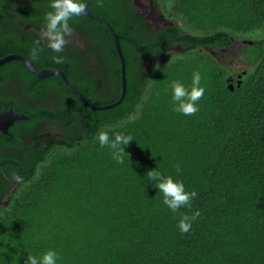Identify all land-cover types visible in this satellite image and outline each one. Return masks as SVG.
<instances>
[{
  "label": "trees",
  "instance_id": "obj_1",
  "mask_svg": "<svg viewBox=\"0 0 264 264\" xmlns=\"http://www.w3.org/2000/svg\"><path fill=\"white\" fill-rule=\"evenodd\" d=\"M131 1L90 4L124 38L126 93L112 108L91 109L57 77L39 79L19 60L0 66V111L27 116L14 121L22 131L13 137L0 130V203L10 196L0 207V264H25L50 249L57 264H264V0H158L175 19L158 31ZM50 3L0 0V58L20 54L38 70H61L94 107L118 101L119 58L93 19L72 18L63 63L47 48L31 59ZM235 43L240 56L231 62L243 71L218 53ZM175 45L184 51L165 59ZM194 72L205 93L199 111L184 116L173 111L171 83L190 89ZM101 131L133 138L123 164L100 147ZM154 169L197 193L191 209L164 205L146 175ZM196 210L200 217L181 233L180 213Z\"/></svg>",
  "mask_w": 264,
  "mask_h": 264
},
{
  "label": "clouds",
  "instance_id": "obj_2",
  "mask_svg": "<svg viewBox=\"0 0 264 264\" xmlns=\"http://www.w3.org/2000/svg\"><path fill=\"white\" fill-rule=\"evenodd\" d=\"M99 6H103L102 0H99ZM50 8L52 11L45 14L44 26L40 30L38 38L34 41L29 55L32 60H36L39 58L40 53L47 48L56 54L52 57L53 62L61 64L64 62V57L60 54L65 51L70 39L75 34L70 21L74 16L84 14L85 5L80 0H51ZM150 63H152V66H150ZM150 63L147 67L148 71L153 67V62ZM200 83L201 75L199 72L193 73L190 89L179 81L171 83L173 111L184 116H194L199 111L197 105L203 99L205 93V89L200 86ZM96 139L101 148L107 147L111 150L112 157L118 164L124 163V157L127 156L124 148L133 141L130 135L117 132L114 133L113 137H110L106 131L99 132ZM175 170L177 174L181 172L179 164L175 165ZM146 175L150 181L154 182V187L162 194L163 203L169 210L177 213L181 208L187 207L191 209V202L197 196L195 191H186L182 182L174 181L171 176H164L156 169L147 172ZM200 215L199 210L193 212L191 216L180 213L178 222L180 232L188 233L192 228V224ZM58 259L57 252L50 249L39 258L33 255L27 256L25 264H57Z\"/></svg>",
  "mask_w": 264,
  "mask_h": 264
},
{
  "label": "water",
  "instance_id": "obj_3",
  "mask_svg": "<svg viewBox=\"0 0 264 264\" xmlns=\"http://www.w3.org/2000/svg\"><path fill=\"white\" fill-rule=\"evenodd\" d=\"M91 2H92V0H89L85 4V12H84V14H82L80 16L88 17V18L93 19V20L97 21L98 23H100L113 40L114 48H115V51H116L118 58H119V65H120V72H121V95H120V98L118 101H116L113 104H109L107 106L94 107L88 103V101L85 99V97L78 90H76L73 86H71L68 83L67 78L62 71H59L57 69H52V68L38 70L34 67V65L30 62V60L27 57L22 56V55H11V56L4 57V58L0 59V66L6 64L8 62L14 61V60H19V61L23 62L27 66V68L30 70V72L39 79H46V78L55 76L61 81V83L65 86V88L69 92H71L74 96H76V98L78 100H80L86 106L90 107L93 110H106V109L112 108V107L116 106L117 104H119L123 100L125 93H126L125 61H124L123 53H122V50L120 47V40L122 39V37L115 34V32L113 31V29L111 28V26L108 24V22L105 19H103L99 15L91 12L88 9V6ZM154 15L156 16L154 18V20L156 18H160L156 13H154ZM243 44L251 45V44H253V42L244 40ZM150 66H152V63H150ZM229 81H230V79H229ZM239 85H240V82L238 81L237 86H239ZM229 88H230V90H233L232 85H229ZM26 119H27L26 115L21 114V113H16L11 108L3 110L2 112H0V128L5 130L8 128L9 124L12 123L13 121L26 120Z\"/></svg>",
  "mask_w": 264,
  "mask_h": 264
},
{
  "label": "flooded vegetation",
  "instance_id": "obj_4",
  "mask_svg": "<svg viewBox=\"0 0 264 264\" xmlns=\"http://www.w3.org/2000/svg\"><path fill=\"white\" fill-rule=\"evenodd\" d=\"M89 1V0H88ZM87 1V2H88ZM86 2V3H87ZM93 2V0H92ZM91 2V3H92ZM85 3V4H86ZM90 3V4H91ZM141 3V0H132L130 2V10H134L135 11V15L139 16L140 18H142L144 20V22L149 25L152 29H154L155 31H158L159 29L161 28H168V27H171V26H174L175 25V21L174 20H171L170 18H167L165 17V14L164 12L162 11V6H161V3L158 1V0H145V3L143 5H140ZM84 4V5H85ZM90 4L88 6V9L97 14L96 12L92 11L90 9ZM156 13L160 18H156L154 20V18L156 17L154 15V13ZM99 15V14H97ZM100 17H102L101 15H99ZM103 19H105L104 17H102ZM95 21V20H93ZM101 25V24H100ZM101 27H103L101 25ZM104 28V27H103ZM120 36V35H119ZM74 37H75V34H74ZM122 37V36H121ZM122 39H124L122 37ZM122 39L120 40V42L122 41ZM132 43H130V47H132V45L134 44L133 41H131ZM75 43L78 45V46H81V39L79 36H77V38L75 39ZM240 44L239 43H235L234 46L232 48H221L218 53H221V62H228V66L231 67V69L238 67V65H244V63L242 62H239V61H236L234 63L231 62V60L233 59V57L231 58V55H234V57H239L240 54H239V49H240ZM121 46V45H120ZM184 51L183 47L181 45H175L171 51L169 53H167L165 55V57H167L169 54L173 57L176 53V52H180L182 53ZM217 54V53H216ZM11 55H20V54H10V55H7V56H11ZM226 55H227V58H226ZM5 56V57H7ZM23 56V55H22ZM170 56V57H171ZM4 58V57H3ZM2 59V58H0ZM168 60V59H167ZM47 69V68H46ZM52 69H55V68H52ZM58 70V69H57ZM61 71V70H59ZM244 74V72H242V75ZM241 75L239 74H235L234 77H239ZM105 80V79H104ZM86 99V98H85ZM90 104V103H89ZM12 109V106L11 107H7V108H4L2 109L3 110H6V109ZM0 111V112H2ZM14 111V110H13ZM16 112V111H14ZM16 113H20V112H16ZM22 114V113H21ZM19 122H13V124L7 129H5L4 131L7 132V134L3 133L2 131V135L5 136L6 138H11L13 137L14 135L18 134V132L20 130L19 129ZM22 131V130H21ZM20 131V132H21ZM0 132V133H1ZM30 134V133H29ZM29 134L27 133V137L29 136ZM45 135H41V137H44ZM38 144H36L37 146ZM9 182L11 184H16L17 181L14 180V179H11L9 180Z\"/></svg>",
  "mask_w": 264,
  "mask_h": 264
},
{
  "label": "rangeland",
  "instance_id": "obj_5",
  "mask_svg": "<svg viewBox=\"0 0 264 264\" xmlns=\"http://www.w3.org/2000/svg\"><path fill=\"white\" fill-rule=\"evenodd\" d=\"M144 3H145V0H141L140 5H143ZM166 8H168V6H166ZM164 14H165V17H166V18H167V16H168V18H170L171 20H175V19H174L172 16H170L169 14H166V13H164ZM177 23H178V22H177ZM178 24H180V23H178ZM176 53H180V52H176ZM176 53H174V54H176ZM170 56H171V55L169 54L167 57H165V59H169ZM176 57H177V56L173 57L172 59L175 60ZM232 57L234 58V55H231V58H232ZM226 58H227V55H226ZM172 59H171V60H172ZM160 62H161V61H160ZM244 68H246V65H245V64H244V65H238V67H236V69H237L238 71H243ZM49 69H50V68H49ZM13 122H14V121H13ZM13 122L9 124L8 128L13 124ZM8 128H7V130H8ZM0 130H1L3 133L7 134V132H5L2 128H0ZM14 191H16V188H13V189H12L11 194H13ZM9 197H10V196H7V197H5L4 199L1 200L0 207H5V206H6V204H7L8 201H9Z\"/></svg>",
  "mask_w": 264,
  "mask_h": 264
},
{
  "label": "bare ground",
  "instance_id": "obj_6",
  "mask_svg": "<svg viewBox=\"0 0 264 264\" xmlns=\"http://www.w3.org/2000/svg\"><path fill=\"white\" fill-rule=\"evenodd\" d=\"M121 47V46H120Z\"/></svg>",
  "mask_w": 264,
  "mask_h": 264
}]
</instances>
